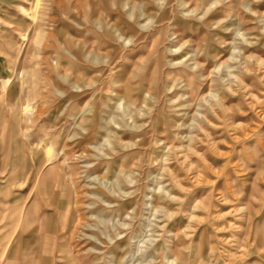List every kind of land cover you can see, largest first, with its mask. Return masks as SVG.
Returning a JSON list of instances; mask_svg holds the SVG:
<instances>
[{
	"label": "rangeland",
	"instance_id": "rangeland-1",
	"mask_svg": "<svg viewBox=\"0 0 264 264\" xmlns=\"http://www.w3.org/2000/svg\"><path fill=\"white\" fill-rule=\"evenodd\" d=\"M122 258L264 264V0H0V264Z\"/></svg>",
	"mask_w": 264,
	"mask_h": 264
},
{
	"label": "bare ground",
	"instance_id": "bare-ground-1",
	"mask_svg": "<svg viewBox=\"0 0 264 264\" xmlns=\"http://www.w3.org/2000/svg\"><path fill=\"white\" fill-rule=\"evenodd\" d=\"M176 52V51H175ZM224 64V63H223ZM222 65V64H221ZM220 65V66H221ZM226 65V64H225ZM197 67V64L195 63V65H193V67H191V68H195V67ZM28 104V103H27ZM28 106V105H27ZM172 148H174L173 146H172ZM188 148V147H187ZM187 148H185V149H187ZM170 151V150H169ZM172 151V150H171ZM47 153H48V155L50 156V157H54L56 154H54L53 153V147H48L47 148ZM165 160V159H164ZM105 208H107V209H113L115 206L114 205H112L111 203L110 204H108V203H106V204H104L103 205ZM128 226V224H120V227H119V229H123L124 227H127ZM119 235H120V233H119ZM126 237V236H125ZM124 237V238H125ZM96 239V238H95ZM108 239H110V238H108ZM121 239H123V238H121ZM96 241L98 242L97 244L99 245V247H103L104 245H103V241L102 240H100V239H96ZM126 241H127V244L129 243V239H126ZM124 249V248H123ZM123 249H121V252L123 251ZM92 251H93V253L94 254H97V255H101V254H103L104 253V251L101 249V248H97V247H93L92 248ZM140 251V250H139ZM124 259L125 258H122L121 259V264H124Z\"/></svg>",
	"mask_w": 264,
	"mask_h": 264
}]
</instances>
